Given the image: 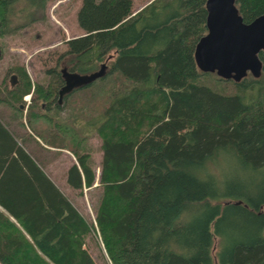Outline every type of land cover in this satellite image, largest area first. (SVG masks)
<instances>
[{"label": "trees", "instance_id": "1", "mask_svg": "<svg viewBox=\"0 0 264 264\" xmlns=\"http://www.w3.org/2000/svg\"><path fill=\"white\" fill-rule=\"evenodd\" d=\"M18 1L0 0V36L14 31ZM27 2L22 10L32 16L44 0ZM205 2L152 0L134 10L133 0H81L84 34L66 41L46 87L23 66L8 70L9 86L0 81V105L12 113L5 120L0 111V264H98L85 245L95 233L98 254L111 264H264V53L259 78L234 82L200 71L194 48L207 31ZM235 3L244 22L264 13V0ZM105 59V75L63 99L90 89L107 102L92 98L96 111L79 107L89 117L64 133L65 121L41 112L60 109V65L89 73ZM40 119L49 130H36ZM92 130L97 169L84 142ZM38 136L72 153L65 181L78 196L99 187L95 224L44 170ZM225 152L260 173L254 185L233 177L220 188L210 166Z\"/></svg>", "mask_w": 264, "mask_h": 264}, {"label": "rangeland", "instance_id": "2", "mask_svg": "<svg viewBox=\"0 0 264 264\" xmlns=\"http://www.w3.org/2000/svg\"><path fill=\"white\" fill-rule=\"evenodd\" d=\"M151 1L133 0L134 10L142 9ZM42 4L43 7L36 9L35 13L31 16L27 14L28 10H22V8L27 9L30 7L28 2L25 3V0H19L15 8L16 14L11 19L8 28V30L12 29L14 31L0 36V50L2 52V56H0V81L5 78V84L8 86L9 77L12 74L11 72L7 74L8 70H11L15 66H23L32 82H40L46 87L50 80V74L47 70L57 67L58 55L67 48L66 41L72 37L84 34V31L79 27L77 22V12L81 0H44ZM102 63H109V61L105 59ZM102 63L98 65L97 69ZM62 65H60V69ZM216 77L214 74L211 78L214 80ZM33 89L31 88L29 94L23 97L25 101V107L22 110L23 117H25L30 101L34 97ZM90 93L92 94L90 89L77 91L72 93L71 96L62 99L61 103H59V110L51 109L45 111L46 108L44 110L42 108L41 112H44L47 116H52L55 120L65 121L67 131L65 130L64 133L78 131L80 130V124H83L85 118L89 117L88 114H80L81 109L79 107L84 108V106H87L88 110H98L97 103L92 105L91 100L94 97L90 96ZM103 93L97 95V98H94V100L99 102L102 100L103 104L106 103V95ZM42 101H40L41 106L44 103ZM0 111L2 112V118L10 120V114H12L10 110L0 105ZM11 120L12 122L9 123H13L14 129L17 132H22L21 127L19 126L18 128L16 125L17 119L14 121L12 117ZM50 125L46 120L40 119L36 122L35 128L44 132L49 130ZM26 129L30 133L33 131L28 127ZM88 134L90 138L84 142L87 146L94 148L92 156L95 159L97 169L101 160L100 141L95 136L93 130ZM37 140L42 144L38 156L43 159L44 170L54 178L57 185L70 197L79 210L87 218H91L95 224L92 208L95 190L98 191L99 187L94 186V188H89L85 186L82 190V197L78 196L77 192L71 190L65 181L66 170L73 162L72 153L62 147L45 146L46 144H44L40 136H38ZM27 143L30 147L34 148L35 142L28 140ZM236 159L235 155L232 156L225 152L210 166H214V170L217 171L216 176L219 180L220 188H223L224 182L227 179L233 177H237L249 185H254L257 182L260 173L244 170ZM210 167H208V170H211ZM217 242V238H215L213 251L216 249ZM85 245L98 264H111L105 255L106 260L103 261L100 254H98V247L100 246L103 249V244L98 233L94 234V239H88Z\"/></svg>", "mask_w": 264, "mask_h": 264}, {"label": "water", "instance_id": "3", "mask_svg": "<svg viewBox=\"0 0 264 264\" xmlns=\"http://www.w3.org/2000/svg\"><path fill=\"white\" fill-rule=\"evenodd\" d=\"M206 33L194 48V60L204 73H215L224 80L239 82L250 74L259 78L264 53V13L244 22L235 0H206ZM106 63L89 73L60 69L63 85L58 90V102L74 89L92 84L106 73ZM211 264H217L214 261Z\"/></svg>", "mask_w": 264, "mask_h": 264}, {"label": "flooded vegetation", "instance_id": "4", "mask_svg": "<svg viewBox=\"0 0 264 264\" xmlns=\"http://www.w3.org/2000/svg\"><path fill=\"white\" fill-rule=\"evenodd\" d=\"M43 107H45L44 104H43Z\"/></svg>", "mask_w": 264, "mask_h": 264}]
</instances>
